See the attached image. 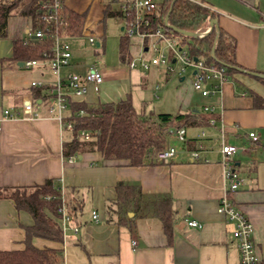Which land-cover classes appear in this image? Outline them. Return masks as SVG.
<instances>
[{"label": "crops", "instance_id": "crops-1", "mask_svg": "<svg viewBox=\"0 0 264 264\" xmlns=\"http://www.w3.org/2000/svg\"><path fill=\"white\" fill-rule=\"evenodd\" d=\"M196 1L208 6L215 13L218 28L236 40L240 65V70L222 84L218 79L210 82V87L222 86L221 93L210 97L185 83L176 86L172 73L158 66L132 68V62L155 54L151 42L145 43L137 35L131 37V63L121 60L119 49V60L100 69L97 58L106 55L108 35L104 8L110 3L113 10L120 11V4L114 0H65V8L84 14L85 22L80 36L66 37L73 57L61 69V76H85L89 65L96 63L103 83H90L84 95L65 89L64 123L49 113L48 101L33 97L39 88L32 86L34 82L42 81L44 87L57 85L58 78L49 68H31L36 69V77L26 88H19L12 75L4 81L5 68L15 75L14 66L24 67L11 60L13 41H26L33 32L30 18L9 19L8 37L0 39V111L10 110L14 116L4 118L0 112V188L41 185L51 179L61 189L67 208L73 210L71 219L64 220L62 215L57 220L64 232L63 243L35 237L36 248L62 250L64 264H240L239 247L233 238L235 223L218 211L227 195L253 225L256 255L264 264V0ZM116 19L120 20L121 40L126 27L121 18ZM91 37L99 48L90 43ZM186 79L182 77L180 82ZM129 96L140 114L175 115L202 109L210 113V123L185 129L187 142L170 163L137 168L126 162L104 161L98 152L63 156V144L71 139L66 123L72 105L95 107ZM27 101L33 102L37 116L24 115ZM206 107L212 110L206 111ZM253 132L256 141L249 136ZM223 144L238 148L231 160L240 181L234 192L228 191L225 178ZM193 146L200 153L199 161L190 159ZM119 182L137 185L144 195L138 212L129 213L127 226L119 225L116 216L110 220L108 214ZM162 196L172 198L175 222L171 239L152 204ZM93 213H97V221ZM189 219L203 228L188 227ZM33 224L32 216L18 211L12 200L0 199V251L24 250V228Z\"/></svg>", "mask_w": 264, "mask_h": 264}, {"label": "trees", "instance_id": "trees-1", "mask_svg": "<svg viewBox=\"0 0 264 264\" xmlns=\"http://www.w3.org/2000/svg\"><path fill=\"white\" fill-rule=\"evenodd\" d=\"M65 1V0H63ZM48 0H0V39L8 37V24L12 16L28 17L32 20L33 31L43 29L42 8ZM62 17L67 25H62L66 36H80L83 31L85 15L71 11L65 6ZM149 22L147 29L159 28L169 37L178 38L195 59L203 60L211 66L224 68L225 76L230 77L240 70L236 61V40L221 27L204 37H189L170 29L173 26L185 32L201 33L215 18V13L203 2L196 0H162L155 11H144ZM122 11H115L110 3L105 5L104 19L121 18ZM168 21V25L166 24ZM54 27V26H53ZM120 57L124 63H131V37L125 32L120 40ZM54 44L50 38H32L13 41L12 61L25 63L30 60H44L53 55ZM52 87H39L33 92L34 99L48 101L52 98ZM85 115L80 116L79 112ZM67 121L73 124L71 139L64 142L62 153L65 158L84 153L98 152L107 162H126L132 167H145L159 164L158 155L170 147L172 135L179 129L203 127L210 123V113L196 109L188 113L140 114L134 108L129 96L117 103H103L95 107L72 105ZM85 132L90 139L82 136ZM186 144V143H185ZM195 151L196 147H192ZM117 198L108 207L110 220L118 217L119 225H129V213H137L144 195L137 185L119 182L116 186ZM0 199L12 200L18 211L29 213L34 221L24 228V250L0 251V264H64L63 251L59 249H38L33 245L35 237L63 243L64 232L58 221L62 219L65 206L69 219L73 216L67 208L60 188L49 179L44 184L0 188ZM160 217L163 229L171 239L173 232L172 198L157 197L153 203ZM111 222V221H109Z\"/></svg>", "mask_w": 264, "mask_h": 264}, {"label": "built area", "instance_id": "built-area-1", "mask_svg": "<svg viewBox=\"0 0 264 264\" xmlns=\"http://www.w3.org/2000/svg\"><path fill=\"white\" fill-rule=\"evenodd\" d=\"M44 3L42 8L45 10L41 17L42 23L46 26L43 29L33 31L30 35L32 38H50L54 44L53 55L44 60H30L24 63V67L29 69L34 67H47L51 69L58 78L57 85L51 89L52 98L48 100L49 113L56 116L58 121L64 123V118L61 112L67 107V92L72 90L76 95H84L88 91V85L94 83L100 85L103 83V75L96 63L89 65L85 76H80L76 73L68 74L65 78L61 76V69L70 64L73 57L71 45L66 41V36L62 31V25H67L62 17V10L64 7L63 0H48ZM120 4V10L123 13L121 20L125 24L126 33L130 36H140L145 43L151 42V49L156 53H160L159 44L165 43L168 48V55L162 53L161 58H146L141 57L138 63L132 62L130 66L135 68L140 66L144 70H148L151 66H166L168 73H184L188 67L194 68L195 80L193 83L194 89L202 94L204 97H210L216 93L222 92L221 84L227 79L225 76V69L218 68L207 64L203 60L196 62L189 54L188 49L178 38L169 37L163 33L159 28L155 31L147 29L149 22L144 18V11H155L159 8L157 0H114ZM168 25V22H166ZM54 26V27H53ZM210 31V26L201 33H197L198 37H204ZM92 45L96 43L93 37L90 38ZM100 44H98V48ZM214 79L220 80V85L213 84L210 87V82ZM33 87H44L42 83H33ZM65 89H67L65 91ZM206 111L212 110L206 107ZM1 115L4 118L13 117L14 114L10 110H1ZM24 115L32 118L37 116L34 111V104L32 101H27L23 106ZM80 116L85 115L84 111L79 112ZM66 129L73 130L71 122L66 123ZM2 127L0 125V131ZM224 128L222 132H224ZM224 135V133H222ZM84 139H90L89 134L83 132ZM250 138L257 140L256 133H251ZM175 139L185 144L186 130L179 129L174 134ZM238 151V148L232 145L223 144V165L225 167V178L228 181V191L234 192L239 188V178L235 168L231 164L232 156ZM178 150L174 147H168L158 155L159 162L170 163L177 155ZM192 161L200 160L199 151H191L189 153ZM219 213L225 215L235 223L233 238L237 241L240 251V264H261L256 255L255 243L253 240L254 228L249 219L233 204V202L226 195L220 201L218 208ZM62 215L64 220H69L66 215V208L63 206ZM94 220H98L97 213H93ZM187 226L191 228L202 229L203 225L195 219L186 221Z\"/></svg>", "mask_w": 264, "mask_h": 264}, {"label": "rangeland", "instance_id": "rangeland-1", "mask_svg": "<svg viewBox=\"0 0 264 264\" xmlns=\"http://www.w3.org/2000/svg\"><path fill=\"white\" fill-rule=\"evenodd\" d=\"M159 3L162 0H157ZM107 24V45H106V55L103 57V54L99 58H97V64L100 69L105 68L106 66H109L114 61L119 60V43H120V36L121 32L118 30V26L120 25V20L116 18H108L106 19ZM121 27V26H120ZM67 41V40H66ZM68 42V41H67ZM90 49L89 45H87ZM161 52L153 54L154 56H151L153 58H161L162 53L168 55V48L164 44L162 47H160ZM87 54L90 52H86ZM6 67V65H5ZM160 69H162L164 72H166V66L161 65L158 66ZM4 69V81L7 83V78L12 76H15L16 81H18L19 88H26L31 82V80L36 77L35 73L37 72L36 69H29L27 67L18 68L17 66H14V70L16 71L15 75L11 74L9 70ZM49 72H51L52 75L57 79L54 72L50 69H48ZM194 68L188 67L184 73H172L171 75L174 76V84L176 86H180L182 83L186 84V87H194L193 83L195 80V77L193 76ZM50 75V74H49ZM185 77L187 78L185 82H180L181 78ZM34 83H42V81H36ZM43 84V83H42ZM31 86V85H30ZM175 88V87H174ZM170 141L172 142L170 147H174L179 152L182 151V143L175 139V137L172 135Z\"/></svg>", "mask_w": 264, "mask_h": 264}, {"label": "water", "instance_id": "water-1", "mask_svg": "<svg viewBox=\"0 0 264 264\" xmlns=\"http://www.w3.org/2000/svg\"><path fill=\"white\" fill-rule=\"evenodd\" d=\"M166 22H168V21H166ZM168 27H169L170 29H172L173 31H175V32H177V33H180V34H184V35H186V36H189V37H198V34H197V33L185 32V31H182V30L177 29V28H175V27H173V26H170V25H168ZM214 29H218V21H217V19H212V20L210 21V31H209V33H210L211 31H213ZM194 60L197 62V61H198V58H195ZM19 65H20V66H24V63H19ZM247 73H248L249 75H253V76H261V75H258L257 73H253V72H250V71H247ZM195 74H196V72L194 73V75H195Z\"/></svg>", "mask_w": 264, "mask_h": 264}]
</instances>
